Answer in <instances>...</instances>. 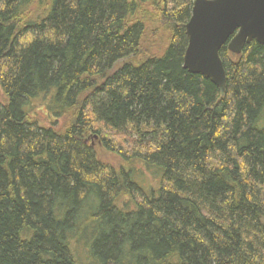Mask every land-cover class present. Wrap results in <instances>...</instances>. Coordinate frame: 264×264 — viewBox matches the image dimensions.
Listing matches in <instances>:
<instances>
[{
  "label": "trees",
  "instance_id": "obj_1",
  "mask_svg": "<svg viewBox=\"0 0 264 264\" xmlns=\"http://www.w3.org/2000/svg\"><path fill=\"white\" fill-rule=\"evenodd\" d=\"M191 8L0 0V264H264V46L221 94Z\"/></svg>",
  "mask_w": 264,
  "mask_h": 264
},
{
  "label": "water",
  "instance_id": "obj_2",
  "mask_svg": "<svg viewBox=\"0 0 264 264\" xmlns=\"http://www.w3.org/2000/svg\"><path fill=\"white\" fill-rule=\"evenodd\" d=\"M183 68L203 75L223 94L226 72L219 51L239 54L255 40L264 46V0H192L185 24Z\"/></svg>",
  "mask_w": 264,
  "mask_h": 264
},
{
  "label": "rangeland",
  "instance_id": "obj_3",
  "mask_svg": "<svg viewBox=\"0 0 264 264\" xmlns=\"http://www.w3.org/2000/svg\"><path fill=\"white\" fill-rule=\"evenodd\" d=\"M2 100H4V95L2 94V91L0 89V101ZM97 141L98 140L96 139H91L92 145L96 147V152L98 156L104 161H107L113 165H118L117 156L114 153L102 148V146L99 145ZM79 247L81 248V250L79 251V258L81 260H84V262H86V248L84 246H81L80 244Z\"/></svg>",
  "mask_w": 264,
  "mask_h": 264
}]
</instances>
